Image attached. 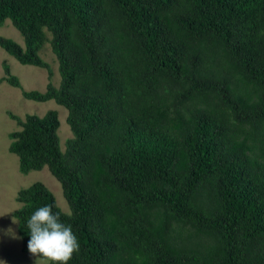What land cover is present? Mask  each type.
Masks as SVG:
<instances>
[{"label": "trees", "instance_id": "obj_1", "mask_svg": "<svg viewBox=\"0 0 264 264\" xmlns=\"http://www.w3.org/2000/svg\"><path fill=\"white\" fill-rule=\"evenodd\" d=\"M6 20L24 45L0 48L47 72L22 97L72 133L61 150L55 111L9 115L19 172L47 168L69 207L19 190L22 253L50 204L80 242L68 264H264V0H0Z\"/></svg>", "mask_w": 264, "mask_h": 264}, {"label": "rangeland", "instance_id": "obj_2", "mask_svg": "<svg viewBox=\"0 0 264 264\" xmlns=\"http://www.w3.org/2000/svg\"><path fill=\"white\" fill-rule=\"evenodd\" d=\"M0 37L11 39L21 47L24 45L22 36L9 20H6L0 27ZM42 49L40 56L53 72L50 82L58 87L60 75L57 60L49 44L44 45ZM5 67L9 68L12 76L18 78L21 88H13L5 82L0 83V264H36V257L30 253L21 252L17 221L12 217V212L20 207L15 200L18 191L38 182L53 194L62 212L69 214V207L59 182L47 168L32 171L27 175L19 172L17 157L8 151L10 144L8 135L19 131L20 127L16 121L10 119L9 115L23 120L26 115L43 116L48 111H55L60 123L58 136L61 150L64 149L66 140L72 137V133L66 123L67 110L65 108L57 105L53 100L36 103L22 97V91L45 92L48 84L46 70L22 65L0 48V80L6 76Z\"/></svg>", "mask_w": 264, "mask_h": 264}, {"label": "clouds", "instance_id": "obj_3", "mask_svg": "<svg viewBox=\"0 0 264 264\" xmlns=\"http://www.w3.org/2000/svg\"><path fill=\"white\" fill-rule=\"evenodd\" d=\"M53 205L36 208L27 220L30 239L28 252L36 257V264H68L80 250V242L72 226L61 220V213ZM15 238V237H13Z\"/></svg>", "mask_w": 264, "mask_h": 264}]
</instances>
